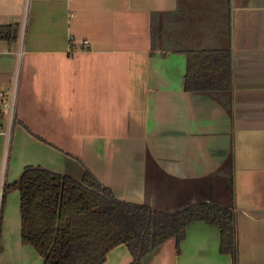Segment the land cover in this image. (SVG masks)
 <instances>
[{
  "label": "crops",
  "instance_id": "obj_1",
  "mask_svg": "<svg viewBox=\"0 0 264 264\" xmlns=\"http://www.w3.org/2000/svg\"><path fill=\"white\" fill-rule=\"evenodd\" d=\"M0 25L17 27L0 38V91L17 79L12 116L0 107V183L26 165L89 169L157 209L234 205L238 264H264V0H0ZM192 50L228 54L229 85L186 89ZM13 189L0 264H43ZM219 247V226L195 220L141 264H233ZM131 261L120 243L101 264Z\"/></svg>",
  "mask_w": 264,
  "mask_h": 264
},
{
  "label": "trees",
  "instance_id": "obj_2",
  "mask_svg": "<svg viewBox=\"0 0 264 264\" xmlns=\"http://www.w3.org/2000/svg\"><path fill=\"white\" fill-rule=\"evenodd\" d=\"M17 27L0 25V38L14 40ZM214 50L188 52L186 89L211 90L218 78L229 85L230 58L220 63ZM229 87V86H226ZM20 192L21 239L43 257V264H101L114 246L125 243L132 261L169 238L179 248L187 226L204 220L220 228V251L238 264L234 205L192 202L175 211L125 201L89 170L77 179L40 165H26L18 179L3 187L0 229L6 193Z\"/></svg>",
  "mask_w": 264,
  "mask_h": 264
},
{
  "label": "built area",
  "instance_id": "obj_3",
  "mask_svg": "<svg viewBox=\"0 0 264 264\" xmlns=\"http://www.w3.org/2000/svg\"><path fill=\"white\" fill-rule=\"evenodd\" d=\"M25 20H26V16H24V20H23V29L25 26ZM82 43L83 45H86L89 43V41L83 40ZM16 82H17V79L15 78V82H14L15 84L12 87V89L9 90L7 94L4 91H0V107L2 106L5 108H8L9 114L11 116L13 114V110L15 106ZM3 187H4V183L1 182L0 183V214H1V209H2Z\"/></svg>",
  "mask_w": 264,
  "mask_h": 264
},
{
  "label": "rangeland",
  "instance_id": "obj_4",
  "mask_svg": "<svg viewBox=\"0 0 264 264\" xmlns=\"http://www.w3.org/2000/svg\"><path fill=\"white\" fill-rule=\"evenodd\" d=\"M13 191H15L14 189H11V191L10 192H13ZM7 194V193H6ZM1 225H2V220H1Z\"/></svg>",
  "mask_w": 264,
  "mask_h": 264
}]
</instances>
